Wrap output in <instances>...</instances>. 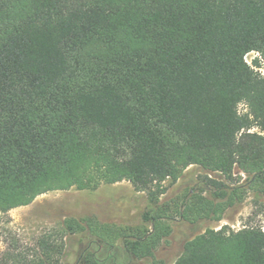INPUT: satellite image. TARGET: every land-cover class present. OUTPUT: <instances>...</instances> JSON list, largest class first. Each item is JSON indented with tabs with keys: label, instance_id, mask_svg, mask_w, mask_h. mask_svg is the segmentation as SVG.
<instances>
[{
	"label": "trees",
	"instance_id": "obj_1",
	"mask_svg": "<svg viewBox=\"0 0 264 264\" xmlns=\"http://www.w3.org/2000/svg\"><path fill=\"white\" fill-rule=\"evenodd\" d=\"M251 53L264 60V0H0V236L10 211L55 191L128 182L155 207L150 229L72 218L31 245L8 232L0 264H61L64 239L87 228L82 264H104L119 238L131 259H153L169 221L220 220L203 193L226 185L210 174L238 170L263 197ZM190 166L205 190L158 206ZM173 264H264V229L207 230Z\"/></svg>",
	"mask_w": 264,
	"mask_h": 264
},
{
	"label": "rangeland",
	"instance_id": "obj_2",
	"mask_svg": "<svg viewBox=\"0 0 264 264\" xmlns=\"http://www.w3.org/2000/svg\"><path fill=\"white\" fill-rule=\"evenodd\" d=\"M248 64L255 70V59L264 60L256 53L247 56ZM261 73V72H260ZM262 74V73H261ZM263 75V74H262ZM239 112H245V106H239ZM252 131H257L256 129ZM212 178L224 182L226 188L217 194L205 191L212 202L221 204L220 220L214 217L200 219L194 223L176 219L169 221L170 234L163 239L153 259L133 260L125 252L121 238L115 241L111 251L102 250L100 256L106 258L104 264H173L183 251L184 244L207 230H219L227 226L232 230L242 229L244 226L261 227L264 229V196L261 197L249 186L248 178L244 174L234 171L231 180H223L217 174H210ZM205 173L197 166L188 167L178 181L171 184L166 181L167 188L158 206L169 203L175 198H188L198 195L205 190L201 180ZM155 209L148 202L145 193L135 192L128 182L114 185H103L95 191H55L37 197L32 204L14 209L8 214V222L1 228L0 255L5 249L4 239L10 232L20 244H32L34 240L47 229L61 224L65 219L95 218L101 224L115 228L150 229V224L142 220L145 212ZM96 241L87 228L85 232L64 239L65 250L61 264H82V256L86 249H95Z\"/></svg>",
	"mask_w": 264,
	"mask_h": 264
},
{
	"label": "built area",
	"instance_id": "obj_3",
	"mask_svg": "<svg viewBox=\"0 0 264 264\" xmlns=\"http://www.w3.org/2000/svg\"><path fill=\"white\" fill-rule=\"evenodd\" d=\"M248 55H249V54H248ZM248 55H247V56H248ZM247 56L245 57V61H246V62H247V59H246ZM247 63H248V62H247ZM260 72L264 75V69H263V70L260 69Z\"/></svg>",
	"mask_w": 264,
	"mask_h": 264
}]
</instances>
